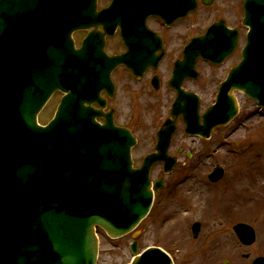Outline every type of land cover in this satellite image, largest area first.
<instances>
[{
    "label": "water",
    "instance_id": "water-1",
    "mask_svg": "<svg viewBox=\"0 0 264 264\" xmlns=\"http://www.w3.org/2000/svg\"><path fill=\"white\" fill-rule=\"evenodd\" d=\"M26 1L44 8L59 4L62 9L56 15L66 25L76 19L71 0H0V173L11 175L6 180L0 177V264H95L96 225L117 238L149 212L153 198L149 167L157 159H167L164 153L180 113L190 129L195 126L194 131L208 137L213 128L226 125L239 112L234 89L264 105V0H247L244 23L251 30L244 58L222 84L217 103L205 113L206 130L199 119L185 112L183 98L191 94L181 93L172 117L159 132L157 151L140 169L131 168L130 148L135 139L130 132L97 125L92 109L75 97L79 91L68 89L55 119L46 127L37 125L36 113L64 76L48 85L58 74L52 56L59 55L53 46L57 39L50 34L44 36L49 45L46 53H51L43 56L41 72L28 71V60L22 57L26 40L31 48L34 44L41 49L43 43L42 39L28 40V29L21 25L19 17L27 15L22 11ZM50 13L42 9L38 16L44 20ZM29 28L36 34L46 29L38 24ZM210 39L208 35L203 41ZM166 164L173 168L176 159L168 158ZM220 176L221 169H217L211 178ZM161 185L156 183V189ZM243 228L247 230H242L241 239L250 243L254 233ZM131 247L135 258L129 264H174L159 247L141 255L136 242Z\"/></svg>",
    "mask_w": 264,
    "mask_h": 264
},
{
    "label": "flooded vegetation",
    "instance_id": "flooded-vegetation-1",
    "mask_svg": "<svg viewBox=\"0 0 264 264\" xmlns=\"http://www.w3.org/2000/svg\"><path fill=\"white\" fill-rule=\"evenodd\" d=\"M238 4L242 12L238 11ZM72 10L77 14L86 13L87 21L75 22L70 31L62 33V38L67 43L69 41L75 50L65 53V57L71 62L66 64L63 86L76 93L80 92L77 97L85 107L96 112L94 118L97 123H112L116 128H128L133 133L137 140L132 148L135 167H139L144 157L155 150L158 131L169 117V110L177 99V89L171 85L175 69L181 67L183 73L189 71L187 64L184 66V61L189 57L186 50L190 42L205 35L214 25H217V38L223 36L219 41L221 45L213 56L221 58V62L214 63L211 59L198 56L193 65L195 77H187L180 83L181 89L199 97L201 115L215 102L222 82L242 59V50L246 44L248 28L243 24L245 0H73ZM234 36L237 44L232 47ZM85 41L87 49L82 51ZM206 75L210 78L208 82ZM209 82H212L211 86ZM206 91L212 93L208 105L203 96ZM64 95L61 87H58L38 114L39 123L47 124L52 119ZM52 102L55 104L54 109L49 111L48 107ZM160 103H167L165 115L157 127L158 123L154 124L150 149L141 153V163L137 164L134 158V149L139 144L136 130L147 124L146 120L150 118L147 116L153 105L159 106ZM156 115L153 116L152 123ZM181 128L186 136L205 145L207 139L187 133L182 117H179L168 148L170 155L177 156L172 149L176 134ZM219 147V143H216L213 152L216 153ZM177 152L182 154L184 148L179 146ZM186 155L190 158L201 156L202 153L195 150V154L188 152ZM157 166L162 175L153 177V170ZM152 168L153 182L163 178V187L156 196L164 190L169 177L168 183L180 185L192 176L188 172L197 169L184 168L187 172L178 176L176 174L180 168H175L170 174H165L162 163H156ZM212 170L213 168L208 174ZM219 183L220 181L211 184ZM250 255L248 252L242 256L247 259ZM260 256L264 254L252 258L250 264ZM224 262L230 264L231 259Z\"/></svg>",
    "mask_w": 264,
    "mask_h": 264
},
{
    "label": "rangeland",
    "instance_id": "rangeland-1",
    "mask_svg": "<svg viewBox=\"0 0 264 264\" xmlns=\"http://www.w3.org/2000/svg\"><path fill=\"white\" fill-rule=\"evenodd\" d=\"M238 11L242 12L239 4ZM205 78L207 82L210 80L208 75ZM203 96L208 105L212 93L206 91ZM237 97L239 113L205 140V145L186 136L182 128L179 130L172 149L179 157L177 168L180 169L176 175H184L187 172L184 168L197 169L188 172L192 176L180 185L168 183L169 177L148 216L129 234L112 240L99 231L98 264L129 263L133 257L130 244L134 240L139 243V252L159 246L177 264H224L228 258L230 264H250L252 258L264 254V108L242 92H237ZM54 105L53 102L49 105V111ZM166 106L167 103L153 105L147 124L136 130L137 164L141 163V153L150 149L154 124L158 123L157 127L162 121ZM216 143L220 147L214 153ZM179 146L184 148L182 154L177 152ZM195 150H200L202 155L188 158L186 154H195ZM216 165L225 169L224 178L219 184L209 185L207 173ZM159 172V166L155 167L153 177L162 175ZM195 221L202 224L197 238H193L191 231ZM238 222H246L256 229L257 239L250 247L240 245L237 239L233 227ZM248 252L251 255L246 259L242 255Z\"/></svg>",
    "mask_w": 264,
    "mask_h": 264
}]
</instances>
